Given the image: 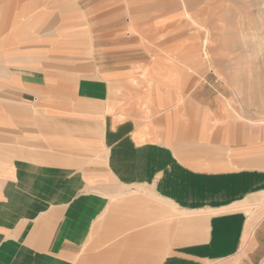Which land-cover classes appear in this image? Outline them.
Listing matches in <instances>:
<instances>
[{
    "label": "rangeland",
    "instance_id": "rangeland-1",
    "mask_svg": "<svg viewBox=\"0 0 264 264\" xmlns=\"http://www.w3.org/2000/svg\"><path fill=\"white\" fill-rule=\"evenodd\" d=\"M57 10L95 97L33 107L20 127L15 157L32 165L0 214L14 242L1 241L3 264H264L249 254L262 175L212 170L254 155L264 166V0H63ZM107 132L125 139L110 146ZM232 134L253 150L231 151Z\"/></svg>",
    "mask_w": 264,
    "mask_h": 264
},
{
    "label": "crops",
    "instance_id": "crops-1",
    "mask_svg": "<svg viewBox=\"0 0 264 264\" xmlns=\"http://www.w3.org/2000/svg\"><path fill=\"white\" fill-rule=\"evenodd\" d=\"M62 1L0 0V214L1 211L8 208L10 193L19 188L21 182H26L25 180L29 178L31 173L29 166L32 163L16 158L14 151L16 149V135L28 132L20 127L25 126L31 118L33 107H40L42 104L47 107L48 103H55L57 105L53 106L58 107V104L69 98L77 101L82 98L89 101L95 97L96 85L88 82L91 77L81 78L79 74L80 64L73 62L77 56L71 55L77 51L65 50L69 47H65L64 41V12L57 10V7L62 6ZM65 51L70 56L66 55ZM65 58L72 60L70 62L65 61ZM67 75L75 80V82L69 81L70 90L67 89L69 85H65L64 77ZM81 79L88 82V93H85V82L83 80L81 82ZM90 89H92L91 92ZM86 95L87 97H85ZM101 95H98V98H103L104 101L110 97L108 93L104 97ZM120 133L122 132H107L104 143H110L112 146V139L117 135H120L118 141H123L122 139L125 137L121 136ZM236 136L237 140L234 142ZM247 141V144L241 145L237 134H232L228 139V142L231 143L230 149L233 152L239 150L252 151L254 142L251 143L249 138ZM217 147H219L218 143ZM222 162V166H225L226 169L218 170L221 164L217 163L213 165L214 169L212 170H216L219 174L231 175L237 170L228 169V167L243 166L242 171L245 172L248 180L255 181L257 174L262 175L260 181L262 185L260 183L256 188L254 184L253 189H255V194L262 195L264 199V166L262 172L261 169L253 167L255 155L249 156L247 162L240 161L238 157L235 159L232 157L229 161L223 160ZM262 210L264 215V200ZM12 215L11 223L14 225L11 226V231L14 234L15 213L13 212ZM7 220L10 221L9 215H7ZM9 221L5 223L7 228H9ZM7 228H1L0 221V243L2 241L4 245L11 246L14 242L8 243V233L3 231ZM251 237L254 241V248L249 254L253 262L261 254L264 256V216L257 222ZM3 259H5L4 254L2 257L0 256V263L2 264Z\"/></svg>",
    "mask_w": 264,
    "mask_h": 264
},
{
    "label": "bare ground",
    "instance_id": "bare-ground-1",
    "mask_svg": "<svg viewBox=\"0 0 264 264\" xmlns=\"http://www.w3.org/2000/svg\"><path fill=\"white\" fill-rule=\"evenodd\" d=\"M124 2H125V1H124ZM116 3H117V2H116ZM94 20H95V19H94ZM127 32H128V31H127ZM131 32H132V30H131ZM131 32H130V33H131ZM133 32H134V31H133ZM130 33H129V34H130ZM120 44H121V43H120ZM117 45H118V44H117ZM121 45H122V44H121ZM127 47H128V46H127ZM4 77H5V76H4ZM144 222H145V221H144ZM113 233H114V232H113ZM120 233H121V232H120ZM123 233H124V232H123ZM99 243H100V242H99ZM99 245H100V244H99Z\"/></svg>",
    "mask_w": 264,
    "mask_h": 264
}]
</instances>
